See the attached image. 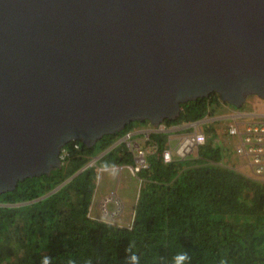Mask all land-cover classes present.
I'll use <instances>...</instances> for the list:
<instances>
[{
	"label": "water",
	"instance_id": "water-1",
	"mask_svg": "<svg viewBox=\"0 0 264 264\" xmlns=\"http://www.w3.org/2000/svg\"><path fill=\"white\" fill-rule=\"evenodd\" d=\"M211 92L264 100V0H0V193Z\"/></svg>",
	"mask_w": 264,
	"mask_h": 264
},
{
	"label": "trees",
	"instance_id": "trees-1",
	"mask_svg": "<svg viewBox=\"0 0 264 264\" xmlns=\"http://www.w3.org/2000/svg\"><path fill=\"white\" fill-rule=\"evenodd\" d=\"M223 104L211 92L181 103L179 116L160 124L187 125L185 133L188 124L214 116ZM136 124L152 125L132 121L90 147L71 140L62 147L68 154L60 168L0 194V264H43L44 257L49 264H133V257L137 264H175L185 252L184 264H264V180L224 164L225 149L211 123H205L206 142L192 158L164 162L171 132L149 135L158 147L148 167L134 174L139 188L129 226L90 216L96 164L133 165L124 143L110 147Z\"/></svg>",
	"mask_w": 264,
	"mask_h": 264
},
{
	"label": "rangeland",
	"instance_id": "rangeland-1",
	"mask_svg": "<svg viewBox=\"0 0 264 264\" xmlns=\"http://www.w3.org/2000/svg\"><path fill=\"white\" fill-rule=\"evenodd\" d=\"M215 110L216 114L214 116L207 115L198 122L188 124V126L191 127V130H189L188 132H192L194 130L203 132L205 123H211V125L217 132V139L220 141L221 145H223L225 149L223 156L224 164L228 167H232L235 169L237 168L241 172L250 176L249 168L243 164L241 158L235 152V138L227 134V132L224 130H226V126L228 122H230V118L236 115L237 113L243 114L246 117L250 116L264 119V100L258 98L256 95L249 96L240 109L236 108L232 104H223L218 108L215 107ZM228 113H232V115H229ZM146 125L147 124H136L132 132H130L131 136L134 134H138L137 132L139 131H141V133H148V129L150 127H154L153 125ZM141 128L143 129L141 130ZM180 136L181 135L175 136V139L171 137L169 143L167 144V146H169L170 148L171 156L176 159H178L179 157L175 153V148L180 142V139L178 140ZM123 139L124 136L120 138L117 142H115L110 148L115 146ZM137 140L138 142L140 141L139 139ZM107 150H109V148ZM195 154L196 151H193L188 154L185 158L195 157ZM95 162L96 158H93L85 166L95 165ZM96 167L98 169V173L96 176L97 179L95 181L94 195L91 202L90 216L95 217L97 219L129 226L133 215V204L135 202L136 194L139 188V180L128 168L125 167L119 168L118 165H113L110 167L102 168L99 167L98 164H96ZM83 169L84 166L80 170H78V172H76L74 175H76ZM74 175L64 180L62 182V185L69 181ZM59 188L55 187L49 193L51 194ZM48 195L44 194L38 199L44 198ZM113 196L114 198H112ZM108 198H110L109 201ZM117 198L118 204L116 203ZM119 198L122 199V202H120ZM105 200H107V202H105Z\"/></svg>",
	"mask_w": 264,
	"mask_h": 264
},
{
	"label": "built area",
	"instance_id": "built-area-1",
	"mask_svg": "<svg viewBox=\"0 0 264 264\" xmlns=\"http://www.w3.org/2000/svg\"><path fill=\"white\" fill-rule=\"evenodd\" d=\"M154 127L155 129L161 128L164 131L168 129L164 124ZM226 132L235 138V152L241 158L243 164L249 168V175L264 180V119L246 117L243 114L237 113L230 118V122L226 126ZM149 135L150 133H144L139 138V142L133 135L131 136L130 132L124 136L121 142L132 152L133 165L119 166V168H128L135 174L139 170L148 167L147 158L149 155L154 154L158 147L156 142L149 140ZM179 139L180 142L175 148V153L181 159L196 151L199 146L206 142L205 134L198 130L183 133ZM73 147L78 148V144H74ZM67 154V149L61 148L59 154L61 162ZM163 159L164 162H170L172 159H175L171 156L169 146H166L163 150ZM109 200L110 198H108ZM116 203L118 204V198L116 199Z\"/></svg>",
	"mask_w": 264,
	"mask_h": 264
},
{
	"label": "crops",
	"instance_id": "crops-1",
	"mask_svg": "<svg viewBox=\"0 0 264 264\" xmlns=\"http://www.w3.org/2000/svg\"><path fill=\"white\" fill-rule=\"evenodd\" d=\"M229 114V113H228ZM227 115V113H226ZM229 115H232V113H230ZM147 126V125H146ZM187 125H182V126H172L169 127L167 130H162L161 128L159 129H155L154 127H150L148 129V133H154V132H171L169 133L167 140L169 141L171 139V137H173V139H175V136H179L182 135L183 133H181L182 131H184L186 129ZM143 128H141L142 130ZM138 134H134L133 137L137 140L139 138L142 137V135L144 133H141V131L137 132ZM179 134V135H178ZM120 199V198H119ZM120 202H122V199H120ZM100 204V203H99ZM100 206V205H99Z\"/></svg>",
	"mask_w": 264,
	"mask_h": 264
},
{
	"label": "clouds",
	"instance_id": "clouds-1",
	"mask_svg": "<svg viewBox=\"0 0 264 264\" xmlns=\"http://www.w3.org/2000/svg\"><path fill=\"white\" fill-rule=\"evenodd\" d=\"M133 261V264H137V258L133 257L131 258ZM189 259L188 254L185 253H180L175 257V264H184L185 261ZM43 264H49V258L44 257L43 258Z\"/></svg>",
	"mask_w": 264,
	"mask_h": 264
}]
</instances>
